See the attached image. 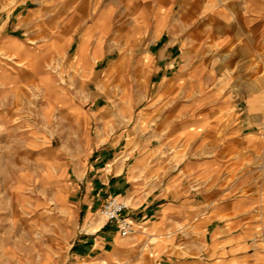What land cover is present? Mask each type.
<instances>
[{"label":"crops","instance_id":"0c3cea01","mask_svg":"<svg viewBox=\"0 0 264 264\" xmlns=\"http://www.w3.org/2000/svg\"><path fill=\"white\" fill-rule=\"evenodd\" d=\"M119 16L128 18L123 33ZM40 32L46 33L43 41ZM15 33L30 35L24 40ZM119 34L126 42L144 41L143 57L112 62L99 73L98 65L118 48ZM84 39L88 61L74 62L79 85L133 65L130 76L140 71L146 82L136 129H151L152 136L103 134L85 163L77 164V187L87 199L129 201L125 215L134 233L119 239L114 224L102 222L94 232L87 225L74 254L110 264H257L258 248L242 227L264 203L240 197V116L229 115L233 98L264 97L251 84L262 73L255 60L264 58V0H0L5 50L21 51L20 43L13 44L19 41L61 60L71 49L77 53ZM97 45L99 56L93 54ZM122 110L126 130L133 124L131 103ZM251 113L264 126V101ZM178 146L184 155L166 154ZM85 199L79 213L93 210ZM197 230L203 231L198 238Z\"/></svg>","mask_w":264,"mask_h":264},{"label":"rangeland","instance_id":"374dc122","mask_svg":"<svg viewBox=\"0 0 264 264\" xmlns=\"http://www.w3.org/2000/svg\"><path fill=\"white\" fill-rule=\"evenodd\" d=\"M115 22L121 33L128 27L126 16ZM14 35L25 40L30 34ZM117 36L118 48L98 65L99 73L112 62H133L144 55V41L126 42ZM45 37L46 33H38L40 41ZM14 43L22 45L21 51L0 46V264H105L98 256L79 258L74 254V245L89 219L105 222L101 209L109 200L101 196L96 201L93 194L87 199L84 189L77 187L81 176L77 164L85 163L103 134L110 138L127 131L133 137L152 136L151 129L149 134L136 129L146 102L144 74L138 71L130 76L128 68L134 66L122 65L101 82L89 81L81 87L74 62L87 63L88 39L77 53L71 49L61 60L48 57L47 50ZM102 51L97 45L93 54L99 56ZM255 64L262 73L251 82L252 88L264 90V58H257ZM233 99L235 110L229 120L240 116V197L264 203V126L260 127L256 114L251 113L262 105L264 97L240 95ZM128 102L133 124H127L125 130L120 127L126 115L122 107ZM100 122L110 125L101 126ZM173 153L186 152L180 146L166 152ZM84 199L93 204V210L79 213L76 209ZM260 208L264 209V204L253 212L252 223L246 222L242 228L249 229L258 248L257 264H264V225L260 224L264 213ZM202 233L197 230L196 237ZM124 260L116 264H128Z\"/></svg>","mask_w":264,"mask_h":264},{"label":"built area","instance_id":"2783aa9c","mask_svg":"<svg viewBox=\"0 0 264 264\" xmlns=\"http://www.w3.org/2000/svg\"><path fill=\"white\" fill-rule=\"evenodd\" d=\"M128 206L117 197L110 198L101 209V215L106 224H114L117 235L126 239L133 235L134 227L131 220L125 215Z\"/></svg>","mask_w":264,"mask_h":264},{"label":"bare ground","instance_id":"6f19581e","mask_svg":"<svg viewBox=\"0 0 264 264\" xmlns=\"http://www.w3.org/2000/svg\"><path fill=\"white\" fill-rule=\"evenodd\" d=\"M118 199V198H117ZM102 224V221H99L98 223L94 220H90V222L87 224V229L89 232H94L96 231ZM107 264V263H105Z\"/></svg>","mask_w":264,"mask_h":264}]
</instances>
